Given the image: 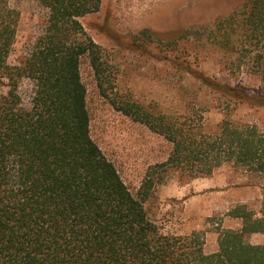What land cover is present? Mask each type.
<instances>
[{
    "label": "trees",
    "instance_id": "obj_1",
    "mask_svg": "<svg viewBox=\"0 0 264 264\" xmlns=\"http://www.w3.org/2000/svg\"><path fill=\"white\" fill-rule=\"evenodd\" d=\"M34 1L48 12L45 28L12 63L20 13L0 0V264H264V244L249 241L264 235V191L258 212L229 211L241 228H221L211 254L202 232L168 233L150 219L152 177L136 198L91 136L81 62L88 58L100 75L107 61L80 19L98 13L103 0ZM206 42L232 72L246 68L264 82V0H248ZM190 72L235 103L264 105V97ZM121 109L171 144L155 168L161 185L176 174L210 177L225 165L264 177V131L256 125L225 117L208 130L190 116Z\"/></svg>",
    "mask_w": 264,
    "mask_h": 264
},
{
    "label": "rangeland",
    "instance_id": "obj_2",
    "mask_svg": "<svg viewBox=\"0 0 264 264\" xmlns=\"http://www.w3.org/2000/svg\"><path fill=\"white\" fill-rule=\"evenodd\" d=\"M247 1L103 0L98 13L80 19L107 61L100 75L88 58L81 62L92 139L136 198L152 177L155 185L144 203L150 219L168 233L202 232L207 254L218 250L221 228H241L240 220L228 216L230 210L241 205L261 209L264 177L225 165L210 177L186 179L176 174L161 185V169L155 168L168 159L171 144L121 108L129 103L190 116L208 130L227 117L234 124L256 125L264 131V105L235 103L190 72L264 97L260 78L246 68L232 72L223 53L206 42L211 30ZM9 4L20 13L10 56L15 63L28 55L42 34L48 12L34 0H9ZM249 241L264 244V235H253Z\"/></svg>",
    "mask_w": 264,
    "mask_h": 264
}]
</instances>
